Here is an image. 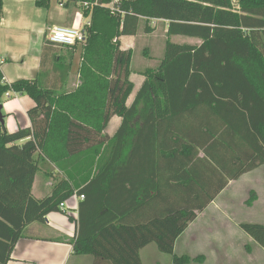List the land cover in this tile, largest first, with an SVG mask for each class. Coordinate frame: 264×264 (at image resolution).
Returning a JSON list of instances; mask_svg holds the SVG:
<instances>
[{"label":"trees","instance_id":"1","mask_svg":"<svg viewBox=\"0 0 264 264\" xmlns=\"http://www.w3.org/2000/svg\"><path fill=\"white\" fill-rule=\"evenodd\" d=\"M75 1L94 4L82 10L90 17L83 43L48 42L33 79L7 84L0 70V104L8 91L33 101L29 126L8 132L0 122V264L27 224L74 194L83 196L74 254L142 264L140 249L155 243L173 264H189L174 252L178 236L229 181L264 165V0ZM140 19L146 33L150 19L166 21L167 39L127 105L132 50L119 37L134 35ZM173 35L200 43H174ZM56 48L72 52L67 59ZM75 58L78 84L67 90ZM113 116L121 122L109 137ZM44 163L63 176L37 199L31 187ZM239 227L264 249V224Z\"/></svg>","mask_w":264,"mask_h":264},{"label":"crops","instance_id":"2","mask_svg":"<svg viewBox=\"0 0 264 264\" xmlns=\"http://www.w3.org/2000/svg\"><path fill=\"white\" fill-rule=\"evenodd\" d=\"M36 1L37 0H32V5H35L40 9H45V7L38 6ZM51 1L52 0H48V6L50 5ZM55 2L58 5V0H55ZM5 4V0H3L1 14ZM58 7V10H45V14L41 20V33H43V36L36 38L38 39L37 50L36 52H33L32 55L27 53V50L30 49V46L27 45L29 43V38H20L21 41H19L18 38H0V70L3 74V81L5 83L10 84L12 81L17 79H33L37 76L41 70V66L43 65V50L49 46L46 35L51 30V28L57 25L84 26V24L89 22L90 17L88 15H83L79 3H77L75 0H67L63 7L59 5ZM140 21H142L144 24V19H140ZM156 22L165 23L164 33L166 41V21L161 19H150L148 22V25L152 28L150 33H153L156 30ZM2 25L3 21L0 20V27ZM136 35L137 31L134 35L120 36V47L122 49L132 50L131 44H133V42L131 41L137 38ZM174 37L184 40L182 42H185L186 44H193L185 41L191 37L173 35L170 36V41H172L171 39ZM180 40L178 44H184L180 42ZM34 42L36 43L35 39ZM57 50L60 51L61 49L56 48V54L59 52ZM54 53L46 55L45 59L50 60ZM144 54H146L147 57L150 55V51L147 47L144 48ZM69 55L70 54H66L65 58L68 59ZM76 62L77 58H75L74 65L72 66L69 76H67L66 79L65 86L67 90L72 89L78 84V69ZM146 69L148 68L134 69L131 66L130 80L133 82V90L126 101L127 105H130L133 102L135 94L144 82L145 76L143 73ZM135 73H138L140 76L138 77L137 81L138 85L133 79V74ZM9 92L7 96L5 95V97L12 96V94ZM12 92L20 96L24 95L14 91ZM1 105L3 109V104ZM29 108L30 107L26 109V114ZM27 118L28 122L22 123L23 125L18 128L27 127L30 125L28 115ZM120 122L121 118L118 116H113L110 119L105 129L109 137L115 133L120 125ZM111 124H113V126H110ZM18 128L5 129L8 132H12ZM263 168L264 165H260L251 171L243 173L239 178L229 181L226 187L205 207V209L197 212L195 219L189 222L185 230L176 239L174 251L178 242L181 243L180 241H186L190 239L192 240L195 237L196 228L198 227L204 213L209 210V218L212 223V227L209 228V231L215 234L218 228V222L220 221L222 226H228L224 231L226 237H221L220 240L216 239L217 245L213 247V258H216V261H219L221 264H261L262 259H264V249L239 227V223L252 222L264 224V175H259L258 172L257 174H253V171L255 170L264 172ZM62 176L63 173L51 163H44V165H40V168L36 172L33 179L31 194L37 199L46 197L50 193L51 188L57 178ZM245 190L247 193L246 197H244ZM231 192L234 194H243L241 197L236 199L237 204L232 198L227 201V197L223 195L224 193L227 194ZM251 196L253 197V201L250 205H248L246 204V201ZM80 200H82L81 197H71L69 200H66L65 212H50L45 216L43 222L35 221L27 224L24 229V234L16 242L11 253V258L7 264H93L94 258L92 255H76L72 250L71 240L76 234L78 202ZM145 247H147V245L141 248L140 251L145 249Z\"/></svg>","mask_w":264,"mask_h":264},{"label":"rangeland","instance_id":"3","mask_svg":"<svg viewBox=\"0 0 264 264\" xmlns=\"http://www.w3.org/2000/svg\"><path fill=\"white\" fill-rule=\"evenodd\" d=\"M5 3V7L0 16V20L3 21V25L0 27V38H18L19 41H21L20 38H29V43L27 45L30 46V49L27 50V53L32 55L33 52H36L37 50L38 39L36 38L43 36V33H41V20L45 14V10H58V5L56 4L55 0H52L50 5L45 7V9H40L35 5H32V0H5ZM143 27L144 24L142 21H140L137 29V38L131 41L133 42V44H131V66L134 69H144L153 66L155 67V65L160 62L163 55V47L165 44V23L156 22V30L153 33H145ZM34 39L36 40V43L34 42ZM171 40L174 43H178L180 39L174 37ZM182 41L184 40H180V42ZM185 41L193 44H199L200 42L198 39L194 38H189ZM145 47H147L150 51L149 57L144 54ZM70 51L72 52V50L66 51V49H63L60 50L58 54L66 55L70 54ZM138 77H140L138 73L133 74V79L137 85ZM9 93H11L12 96L5 97L4 94L1 102V104H3L2 114L4 115V126L7 129H16L23 125L22 123L28 122L26 109L32 106V101L25 94L20 96L16 93H13L12 91ZM110 126H113V124ZM253 172V174H257L258 172L259 175H264L263 171L259 172V170H255ZM225 193L223 195L227 197V201L232 198L236 201V204V199L243 195L241 193ZM246 195L247 193L245 190L244 197H246ZM209 214V210L204 213L198 227L195 230V237L192 240L190 239L186 241H180L181 243H177V247L174 252L188 255L190 257L189 264H221L219 261H216V258H213V247L217 245L216 239L220 240L221 237H226L224 231L228 226H222L220 223L221 221L218 222V228L215 234H213V232L209 231V228L212 227ZM139 253L142 264H173L171 256L169 254L160 252L157 249L155 243L147 245V247H145V249L141 250ZM195 255H203V260L198 261L193 259ZM261 264H264V259H262Z\"/></svg>","mask_w":264,"mask_h":264},{"label":"built area","instance_id":"4","mask_svg":"<svg viewBox=\"0 0 264 264\" xmlns=\"http://www.w3.org/2000/svg\"><path fill=\"white\" fill-rule=\"evenodd\" d=\"M67 0H58V5L63 7ZM82 10H88L89 12L94 7V4L83 1L79 4ZM47 40L50 43L57 44V45H75L81 44L86 39V33L83 29V26H64V25H57L51 28V30L47 34ZM8 95V92L5 93ZM77 195H73L72 197L75 198ZM78 197V196H77ZM83 198V196H80ZM59 210L65 212L66 210V201L61 202L59 204Z\"/></svg>","mask_w":264,"mask_h":264},{"label":"water","instance_id":"5","mask_svg":"<svg viewBox=\"0 0 264 264\" xmlns=\"http://www.w3.org/2000/svg\"><path fill=\"white\" fill-rule=\"evenodd\" d=\"M2 105L0 104V122L3 123V116L1 113Z\"/></svg>","mask_w":264,"mask_h":264}]
</instances>
